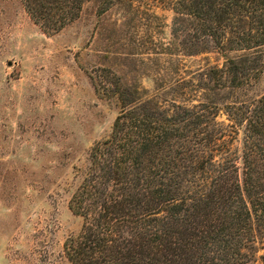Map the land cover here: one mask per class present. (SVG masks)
Listing matches in <instances>:
<instances>
[{"label":"trees","instance_id":"obj_1","mask_svg":"<svg viewBox=\"0 0 264 264\" xmlns=\"http://www.w3.org/2000/svg\"><path fill=\"white\" fill-rule=\"evenodd\" d=\"M21 1L51 35L75 21L87 0ZM174 11L183 49L221 46L228 36L233 50L252 51L203 74L205 85L246 87L264 56L256 51L264 47V0H177ZM115 92L122 109L110 136L90 149L69 201L82 227L64 244L67 261L264 264V254L256 258V240L264 237V94L249 103L207 99L168 110L132 99L136 92L126 86ZM218 103L243 129L240 150L227 147L225 138L237 131L215 121Z\"/></svg>","mask_w":264,"mask_h":264},{"label":"rangeland","instance_id":"obj_2","mask_svg":"<svg viewBox=\"0 0 264 264\" xmlns=\"http://www.w3.org/2000/svg\"><path fill=\"white\" fill-rule=\"evenodd\" d=\"M176 1L87 0L75 21L46 35L21 0H0V264H70L64 244L82 220L69 201L90 149L110 136L122 109L117 86L168 110L264 94V56L241 90L205 85L206 71L252 51L233 50L228 36L221 46L183 49ZM218 104L215 121L237 131L227 147L240 150L243 129ZM256 247L258 258L264 237Z\"/></svg>","mask_w":264,"mask_h":264}]
</instances>
